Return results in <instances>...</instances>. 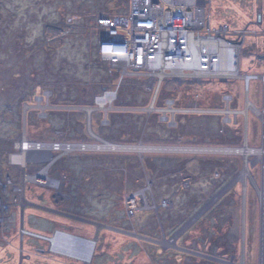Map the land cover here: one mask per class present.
I'll list each match as a JSON object with an SVG mask.
<instances>
[{
	"label": "rangeland",
	"instance_id": "rangeland-1",
	"mask_svg": "<svg viewBox=\"0 0 264 264\" xmlns=\"http://www.w3.org/2000/svg\"><path fill=\"white\" fill-rule=\"evenodd\" d=\"M200 2L210 25L227 26L225 44L238 46L239 78L164 82L153 97L143 76L124 75L98 54V20L127 15L130 0H0V181L14 185L5 195L10 202L2 201L8 206H0V264H259L264 160L248 155L242 181V153L154 150L264 146V0ZM185 53L181 60L193 64ZM103 89L116 96L99 109ZM246 102L256 111L245 116ZM86 107L96 108L91 125L98 135L122 143L123 151L52 150L44 166L25 171L10 162L23 137L91 140ZM40 168L51 181L21 180ZM56 232L93 242L89 259L52 250Z\"/></svg>",
	"mask_w": 264,
	"mask_h": 264
},
{
	"label": "built area",
	"instance_id": "built-area-1",
	"mask_svg": "<svg viewBox=\"0 0 264 264\" xmlns=\"http://www.w3.org/2000/svg\"><path fill=\"white\" fill-rule=\"evenodd\" d=\"M183 1L185 0H130L131 6L127 15L118 17L117 19L112 17L101 18L98 20L97 27L101 34L99 37V44L101 47L98 52L100 59L107 62L112 69L116 71L119 70V72H122L124 75L134 72L138 76H143L145 82L144 86L150 87L154 91L153 97L158 96L164 82H166V85L171 83V86L175 85V83L179 85H189L201 83L204 79L213 77L206 74L200 77H194L191 75L192 71L187 73L188 70H185L183 74L185 77L183 78L175 77L162 80V78H159L158 76V71L151 68V65L149 66V64L164 63L171 61L172 58L177 59L178 56L181 57L184 44L186 45V51H190H187V53L190 54L188 57H190L191 62H195L196 65H198L199 60H201V64L204 65L214 64L213 59L215 58L218 61V55L222 51L226 42V40L223 39L227 32V26L218 25L217 27H214L210 25L207 14H205V7H198L196 5L201 3L200 0H189L188 3H183ZM169 5L173 6L170 8ZM177 5H179L178 8L176 7ZM186 6L197 8L189 10L190 7L186 8ZM192 27L200 29L201 32L203 30L205 35L194 37L190 30ZM167 29L173 30V33H166ZM188 35L205 40L203 43L205 44L204 49L206 51L202 53L203 57L198 52L200 48L196 49L194 43V48H192L191 43L186 44ZM217 44L218 46H216ZM174 47L178 48V55L171 53V50H173ZM119 67L126 71H121ZM164 69H166L167 72L173 71L169 66H165ZM190 76H193L198 82H195L194 80L190 81L192 80L189 78ZM107 91L110 90H103L101 95H104ZM44 97L48 100L47 96L44 95ZM40 100L41 97H37L38 104H41ZM105 107H108V105L105 104ZM252 107L251 111H256L253 104ZM83 111L86 115V131L88 135H90L91 140L88 142L82 140L70 143L69 141L59 142L55 140L39 143L28 139L26 140V138L23 137L15 144V153L9 155L10 162L14 166L20 164L25 171L29 166L34 167L38 164L44 166L43 164H46V160L53 157L51 154L52 150H64L63 152L70 153L73 151L120 152L125 149L126 146L122 143L106 140L100 137V135H98L93 129L91 119L96 112L95 107H86V110L83 109ZM260 116L264 128L263 110L260 113ZM262 135L263 145L264 132ZM25 154L29 157L32 155L34 156L30 157L29 160H24L26 159L24 156ZM46 173V168H40V172L37 176L22 173L21 180L23 182H30L32 180V182L34 181L38 184L46 183L51 181L48 176H46L47 179H44ZM10 181L12 180L7 178V180L3 181L2 186L0 181V191L3 190V195H0V206H4V209L8 205L2 204V201L7 203L10 202L8 198H5V195L10 193V191L12 192V187L14 186L12 184L9 185ZM130 207L133 211L136 209V204L132 202ZM57 234L58 232H56V235Z\"/></svg>",
	"mask_w": 264,
	"mask_h": 264
},
{
	"label": "bare ground",
	"instance_id": "bare-ground-1",
	"mask_svg": "<svg viewBox=\"0 0 264 264\" xmlns=\"http://www.w3.org/2000/svg\"><path fill=\"white\" fill-rule=\"evenodd\" d=\"M169 1H171V0H169ZM166 33H173V30L167 29ZM187 37L188 38L186 40V44L191 43L192 48H194L193 47V43H194L196 49L200 48V50L198 52L203 57L202 53H204L206 51L204 49L205 44L203 43L205 40L199 39V38H194L191 35H188ZM185 47H186L185 44H184L183 48L181 47L182 48L181 57L178 56L177 59L172 58L171 61L164 62L165 63L164 65H162V63H159V64H149V66L151 65L150 66L151 68L156 69L158 71V76H159V78H162V80H164L165 78H175V77L183 78V77H185L183 75L185 70H188L187 73H190V71H192L191 75H193L194 77H200L204 74H208L209 76L215 75L217 77H226L227 78V76H230V77L239 78L238 76L240 74L238 73V61L236 60V58L238 56V51L235 48V47H238L237 45L231 46L228 44H224L222 51L219 53L218 61L215 58L214 64H211V65L201 64V62H200L201 60L198 61V65H196L195 62H191L193 64L188 65L187 63H185V60L182 61L181 60L182 56L185 53L183 51V49L186 51ZM206 47H208V46H206ZM187 51L190 52L189 50H187ZM187 51H186L185 55L188 54L187 55V57H188L190 54L187 53ZM171 53L178 55L177 54L178 48L174 47V49L171 50ZM185 59L191 61L189 57L185 58ZM169 63H172V64L170 65ZM166 64H168V65H166ZM165 66H169L170 69L172 68V69H177V70L175 71V73L173 72V74H172V72H167V70L164 69ZM177 66H180V67H177ZM156 67H159V68H156ZM195 70L198 73H195L196 72ZM200 70L203 72H201ZM193 76L189 77L192 79L190 81L194 80L195 82H198V80H196ZM180 81H182V80H180ZM115 96H116L115 91H114V89H112L110 91H107L104 95L96 97L97 107L99 109H101V108H103L102 106H104L105 104L109 105L111 103V101L115 99ZM249 108L252 109L253 107H252L251 103L246 102L245 112H247V109H249ZM89 111H91V110H89ZM243 145H244V147H246V149L248 148V150L244 151V149H241L243 147ZM131 148L132 147H127V150H131ZM137 148H140V151H142V149H146V150L148 149V147H140V145L136 146L135 150ZM153 149L154 148L149 147V150H153ZM154 150H156V149H154ZM174 150L178 151V149H174ZM190 150L200 152V150H202V148H194V149H190ZM203 150L208 151V152H220V153H227V154L228 153H239V154L242 153L244 164H243L242 171H241L240 175L238 176V179H240L242 181L246 180V177L248 175V163L250 162V161H248V155L254 154L258 159L262 158L264 160V147L260 148V150L259 149H253V148H250L246 142H243V144L237 148H228V149H221V148L207 149V148H203ZM24 156L26 157V159H24V160H29L30 157H33L34 155L29 157V156H26V154H25ZM263 173H264V168H263ZM262 183L263 184L261 185V187H257L258 188L257 191H258L259 198H260V201L262 204V213H261V219L262 220L261 221H262V229H264V177H263ZM243 186H244V184H243ZM141 195H143V194H141ZM52 243H53L54 248L57 249L58 247L56 245L60 244L62 247L61 249L66 250V252H68V254L72 255V257L77 256L78 258H80L84 261H87L89 259L91 252H92V248H93L92 243L82 242L81 240H77L73 237H69L68 235L65 236L64 234L56 235L55 238L52 240ZM259 264H264V249H263V247L260 251V262H259Z\"/></svg>",
	"mask_w": 264,
	"mask_h": 264
},
{
	"label": "flooded vegetation",
	"instance_id": "flooded-vegetation-1",
	"mask_svg": "<svg viewBox=\"0 0 264 264\" xmlns=\"http://www.w3.org/2000/svg\"><path fill=\"white\" fill-rule=\"evenodd\" d=\"M242 113L246 116V114H247V112H245V108H243L242 109ZM150 148H151V146H149ZM176 148H179V149H183L184 151H186V152H191V153H198V152H196V151H191L190 149H194L193 147H167V146H157L155 149V152H164V153H166V152H176L174 149H176ZM200 152H208V151H205V150H203V148H202V150H200ZM199 152V153H200ZM229 154H233V153H229Z\"/></svg>",
	"mask_w": 264,
	"mask_h": 264
},
{
	"label": "crops",
	"instance_id": "crops-1",
	"mask_svg": "<svg viewBox=\"0 0 264 264\" xmlns=\"http://www.w3.org/2000/svg\"><path fill=\"white\" fill-rule=\"evenodd\" d=\"M41 210H43V211H45V212H47V213H50V212H52L54 215L55 214H59V213H57L56 211H54V210H52V209H47V208H44V207H41ZM51 214V213H50ZM59 234L60 235H62L63 233L62 232H59ZM59 234H57V235H59ZM65 235V234H64ZM55 237H53L52 239H51V242H52V240L54 239ZM92 244H94L93 242H91ZM52 250H54V251H56V252H59V253H62V254H65V255H68V256H70V257H72V255H70V254H68L67 252L65 253V252H62V251H59V250H57L56 248H54L53 247V243H52ZM74 258H77V259H80V258H78L77 256H73ZM28 258V257H27ZM28 260H30V262H32V257H30V258H28ZM82 260V259H81Z\"/></svg>",
	"mask_w": 264,
	"mask_h": 264
},
{
	"label": "water",
	"instance_id": "water-1",
	"mask_svg": "<svg viewBox=\"0 0 264 264\" xmlns=\"http://www.w3.org/2000/svg\"><path fill=\"white\" fill-rule=\"evenodd\" d=\"M257 20H258V18H257ZM248 80H249V78H248V79H245L246 83H248ZM103 90H104V89H103ZM243 188H244V186H243ZM223 191H225V189H223V190H222V191H221L216 197L218 198L220 195H222ZM200 212H202V211H200ZM200 212H199V213H200ZM197 214H198V213H197ZM196 216H198V215H196ZM194 220H195V219L190 220L189 223H188V225L191 224ZM188 225H185V226L180 230V232H181L182 230H185L186 227H187ZM72 237H73V236H72ZM48 241H50L49 238H48ZM50 242H51V241H50Z\"/></svg>",
	"mask_w": 264,
	"mask_h": 264
}]
</instances>
